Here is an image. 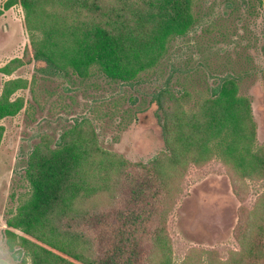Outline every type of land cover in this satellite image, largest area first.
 <instances>
[{"label":"trees","instance_id":"16d2710c","mask_svg":"<svg viewBox=\"0 0 264 264\" xmlns=\"http://www.w3.org/2000/svg\"><path fill=\"white\" fill-rule=\"evenodd\" d=\"M16 5L24 10L33 57L0 67L7 76L36 60L57 73L88 78L99 71L130 83L159 67L173 41L197 23L195 0H8L0 16ZM29 85L23 78L5 83L0 121L24 109L25 98L14 96ZM157 101L166 149L145 164L103 149L89 120L65 130L57 144L43 136L28 162L31 193L7 219L12 250L31 264H264V193L241 221L240 249L226 259L206 251L176 263L173 241L161 226L165 210L153 217L118 211L109 221L102 213V200L118 198L125 181L134 179L132 170L147 171L166 202L188 171L215 160L245 182L264 181V146L258 145L252 102L240 94L236 78L224 79L196 104L191 92L169 89ZM5 132L0 124V147Z\"/></svg>","mask_w":264,"mask_h":264},{"label":"rangeland","instance_id":"374dc122","mask_svg":"<svg viewBox=\"0 0 264 264\" xmlns=\"http://www.w3.org/2000/svg\"><path fill=\"white\" fill-rule=\"evenodd\" d=\"M7 1L0 0V9ZM194 9L197 23L191 32L173 41L159 67L130 83L99 71L88 78L57 73L36 60L11 76L0 73V95L10 79L23 78L30 84L14 96L25 98L24 109L0 121L6 127L0 147V261L31 264L8 245L7 219L31 193L28 162L45 135L57 144L65 130L89 120L103 149L145 164L166 149L157 101L162 90L189 91L196 104L224 79L236 78L240 94L252 102L258 145L264 146V0H195ZM24 18L20 5L0 16V67L15 58L33 57ZM132 171L134 179L125 181L118 198L102 200V213L109 221L118 211L137 209L153 217L165 210L161 226L173 241L176 263L194 252L217 251L226 259L240 249L241 221L264 193V181L245 182L219 160L188 171L168 202L159 196L147 171ZM94 225L96 231L101 227Z\"/></svg>","mask_w":264,"mask_h":264}]
</instances>
